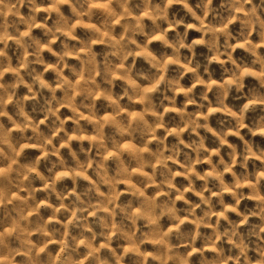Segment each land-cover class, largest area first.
Instances as JSON below:
<instances>
[{
	"label": "clouds",
	"instance_id": "obj_1",
	"mask_svg": "<svg viewBox=\"0 0 264 264\" xmlns=\"http://www.w3.org/2000/svg\"><path fill=\"white\" fill-rule=\"evenodd\" d=\"M0 264H264V0H0Z\"/></svg>",
	"mask_w": 264,
	"mask_h": 264
},
{
	"label": "rangeland",
	"instance_id": "obj_2",
	"mask_svg": "<svg viewBox=\"0 0 264 264\" xmlns=\"http://www.w3.org/2000/svg\"><path fill=\"white\" fill-rule=\"evenodd\" d=\"M259 139V138H258Z\"/></svg>",
	"mask_w": 264,
	"mask_h": 264
}]
</instances>
